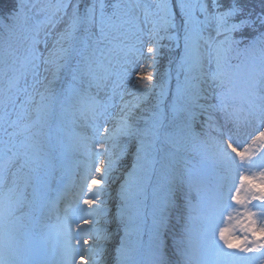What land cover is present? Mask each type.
<instances>
[{"label": "snow or ice", "instance_id": "1", "mask_svg": "<svg viewBox=\"0 0 264 264\" xmlns=\"http://www.w3.org/2000/svg\"><path fill=\"white\" fill-rule=\"evenodd\" d=\"M140 8L144 22L152 25L149 38L156 41L147 48L152 64L159 41L165 38L161 32L176 41L178 49L181 40L183 44L174 91L169 90L166 81L160 85L161 98L156 104L141 108L140 101L156 87L151 83L153 72H141L133 86L137 103H122L118 126L104 128L103 134L100 125L93 126L99 137L93 143L102 150L94 151L93 158L104 152L111 157L118 146L123 155L129 149L118 145L119 137L135 140L134 150L130 151L131 166L120 186L122 203L117 218L124 224V238L117 250L119 258L122 264H135L137 247L126 246L131 230L141 238L148 237L146 264H166V238L172 234L175 215L177 223L184 221L183 238L176 240L173 235V245L184 264H209L206 257L213 255L214 264H264V225L257 227L254 219L257 215L264 219V172L258 184L241 175L235 194L232 186L225 191L224 184H219L212 205L204 211L207 186L203 171L187 166L181 170L164 163H174L181 147L201 135L195 131L197 126L214 129L215 112L236 116L246 111L264 121V0L261 14L256 16L246 13L240 0H159L155 10L140 0L134 5L120 0H14L0 13V264H99L97 255L104 250L89 245L84 238H91L93 229L77 223L83 217L65 216L61 225L63 246L58 251L47 236L29 225L37 223L31 213L40 211L56 178L55 150L61 143V118L79 116L95 121L105 116L110 105H102L97 95L108 87L113 75L116 80L112 81V95H116L131 75L127 68L114 71L118 58L121 54L125 58L133 53L143 55L127 43V26L142 31L139 17L131 16L133 9ZM38 15L44 19L33 23ZM213 23L215 36L206 35ZM167 96L170 101L163 107ZM243 105H247L246 110ZM138 108L147 114L136 116ZM215 130L221 138L202 140L198 152L226 168L264 166V155L259 157L258 165L252 158L254 152L238 151L230 136L224 140L227 133L223 129ZM256 139L264 146V131ZM108 141L112 142L111 149L105 147ZM158 143L164 147L158 149ZM114 163L109 158L103 170L95 166L100 179L112 171ZM100 179L93 175L88 188L98 185ZM245 181V192H250L251 200L260 201L252 205L255 212L247 209L251 200L240 194ZM229 200L246 210L236 217L229 215L225 226L219 227L224 213L233 207ZM83 203L92 209H80L87 217L84 223L95 225L97 217L103 215L100 207L93 208L95 201L91 199ZM25 207L29 213H24ZM194 210H199V215L193 216ZM197 223L201 225L199 231ZM217 230L222 245L216 239ZM197 231L198 237H194ZM96 238L105 239L98 230ZM81 244L87 247H78ZM53 254L57 259L49 258Z\"/></svg>", "mask_w": 264, "mask_h": 264}, {"label": "rangeland", "instance_id": "2", "mask_svg": "<svg viewBox=\"0 0 264 264\" xmlns=\"http://www.w3.org/2000/svg\"><path fill=\"white\" fill-rule=\"evenodd\" d=\"M151 6L153 10H155V5L159 2V0H142ZM139 13V20L141 21L142 27L140 28L142 31L138 36H129L127 41L132 40L133 42L129 45L134 46L139 50L140 53H143L140 56L138 53H133L127 56L126 58L121 54L118 58L119 62L115 64L114 71L122 72L124 68H127L131 73L129 78H125L123 81V85L121 88L117 89V94L112 95V81L116 80V75H113L109 81L108 87L99 92L97 95V99L100 101L102 105L108 104L110 105L107 108V112L105 116L99 117L97 120L93 121L91 118L85 119L77 116L73 119L71 116H65L60 120V132L59 137L61 143L58 145L62 150H70L72 152V160L71 162V172L73 170H77L76 182L73 184V188L68 196L65 198V205L62 208L55 211L54 219H52L49 223V228H45L41 231V233L47 236L53 245L54 249L58 251L63 246V237L61 236V225L64 223V219L66 215H70L73 217H83L82 219L77 220V223L80 224L83 228H92L93 234L91 238L85 236V239H88V243L94 247H100L104 251L102 254L97 255V261L99 264H122L119 259L118 249L121 245V239L124 238V224L117 218V212L119 210V206L122 203L120 198V186L124 183V177L126 169L130 168L133 157L130 155V151L134 150L133 145L135 144V140H130L128 137H119L117 143L118 145L127 146L129 151H125L123 155H120V147L118 146L116 149H113V155L109 157L107 152H104L101 156L93 158L92 153L94 151H102L101 149L96 148L93 143L94 139H99L93 131V126L98 124L101 128V134H103L104 128L113 129L119 124V116H120V107L124 102L137 103L135 99V93L133 91V86L136 84L138 76L141 72L147 73L148 71L153 72V81L152 84L156 85L154 89H152L151 94L140 101L141 108L149 109L153 105L156 104L158 98H156L157 93L161 92L160 85L164 84L166 81L168 82V88L170 91L172 89L175 90V84L173 81L174 77H176V66L179 60V56L176 55L175 58L171 61L170 69L173 70L172 73L167 74L165 72L161 73L158 69V63L156 58L161 54V40L159 41V50L155 57V64H152V58L147 53V48L149 46H153L156 41L150 40L149 38V30L152 25L150 23L144 22V13L143 8L137 9ZM43 15H38L35 17L33 23L36 21L43 20ZM214 24V23H213ZM213 26V25H212ZM209 34L215 36L211 26L209 28ZM163 36V33H160ZM208 35V34H207ZM183 44V42H182ZM41 48L43 45L40 46ZM127 61V62H126ZM132 62V63H128ZM235 63V61H234ZM151 65V67H149ZM95 93V89H93ZM121 93H123V99H121ZM131 93V95H129ZM111 97V99H109ZM170 101V96L164 98V105L166 107ZM215 103V100L213 101ZM237 108L240 107L239 101L236 102ZM244 109H247V105H243ZM232 109L230 108L229 111ZM142 114H147L146 112L142 113L140 109L135 110V115L140 116ZM214 125L215 128L223 129L227 135L224 137V140L227 141L228 137H231V141L233 146L237 148L238 151H245L246 149L254 152L255 156L253 159L258 161L259 165V157L264 155V146L261 145L260 141L256 138L259 136V133L264 131V121L259 120L255 116H249L246 111L237 112L236 116H228L225 112H215L214 114ZM56 124V120L53 125ZM214 129H209L207 127L197 126L195 131L200 133L197 138L191 140L187 145L182 146L181 148L185 151L187 155L194 156L195 154L202 153L197 151V146L200 144L202 140H208L209 137H213L216 139H220V133ZM207 133V135H205ZM255 141V143H253ZM111 141L105 143V147L111 149ZM231 150L229 149V152ZM232 156L235 157V153H232ZM109 158L115 161L113 169L111 172L105 175L104 179H100V175L95 172V166H100L103 170L104 165L107 164ZM204 159H192L193 161H189L184 159L185 161H189L187 165L185 161L182 159H177L174 163L169 160L170 164L173 167H178L181 170L185 166L187 167H195L197 169H201L204 174V179L209 181L210 183H215L217 185L223 183L224 190L226 191L228 186H232L233 194H235V188L240 187V176L244 175L249 178H252L255 183H259L260 173L264 172V166H254V167H246L242 169L235 168H226L224 165L212 160L208 157H203ZM103 161V163H101ZM237 163H239V157H236ZM95 175L97 179H100V183L98 185H94L91 189L88 188V184L91 183V177ZM245 188H248V181H245L244 188H241V197L244 198L247 196L249 200H251L250 192H245ZM95 193V195H94ZM258 195V193H257ZM85 199L94 200L93 208L99 206L103 215L97 217V223L95 225L85 224L84 219H86V215L81 213L80 209L83 208L86 211H91L92 209L85 205L83 201ZM252 201V200H251ZM192 203L196 204L195 194H193ZM213 203V199L206 198L204 196V211H208L210 206ZM229 203L233 205L230 207L225 213L223 217V222L220 223L219 227L225 226L227 223V217L232 215L233 217L238 216L240 213L246 210L245 207L241 205L235 204V201L229 200ZM252 202L247 205V209L251 211H257V209L253 208ZM42 206V205H41ZM24 213H29V209L27 207L24 208ZM32 214V213H31ZM193 216L199 215V210H194L192 212ZM257 220V227L264 225V219H260L259 216L254 217ZM27 223V220L24 221ZM172 234H170L167 240V251L168 257H166L167 264H184V258L177 252L176 247L173 245V235L176 240H180L183 238V227L184 221H180L177 223L176 216L173 215L172 218ZM195 227L199 231L201 228L200 224H196ZM73 234L76 233V224L72 226ZM99 231L100 235H103L105 239L98 240L96 238V232ZM197 231V232H198ZM240 235V233H237ZM194 237H196L194 235ZM251 238V237H250ZM217 241L222 245L223 242L219 241L218 230H217ZM241 241H236V243H240ZM139 243V240H128L126 238V246L132 248ZM75 245V241H73ZM78 247H87L85 245H79ZM137 247L136 255L141 257V250ZM183 247V246H181ZM225 251H234L233 249L225 248ZM148 253L144 255V259H148ZM171 256V258L169 257ZM139 257L134 256L135 261L139 260ZM206 259L209 261V264H213L215 262V256H208ZM87 260V257H86Z\"/></svg>", "mask_w": 264, "mask_h": 264}, {"label": "trees", "instance_id": "3", "mask_svg": "<svg viewBox=\"0 0 264 264\" xmlns=\"http://www.w3.org/2000/svg\"><path fill=\"white\" fill-rule=\"evenodd\" d=\"M91 0H89L90 2ZM108 3H115L117 0H106ZM121 3L127 5L129 3L135 4L136 2L134 0H120ZM222 2H226V0H222ZM14 3V0H0V13H3L6 11L9 7H11ZM261 3L262 0H240L241 6L245 8V12H251L253 13V16L260 15L261 14ZM108 11H111V8L108 9ZM131 16L133 17H139V13L137 12V9H133L131 12ZM141 23L139 21L138 27H141ZM130 28V31L128 34L133 33V26L129 25L127 26ZM171 34V33H170ZM161 54L156 58V61L158 65L162 68L165 64H170L172 59L175 58V56L178 54V51L175 47L174 40L167 39V36L161 40ZM161 98V97H160Z\"/></svg>", "mask_w": 264, "mask_h": 264}]
</instances>
